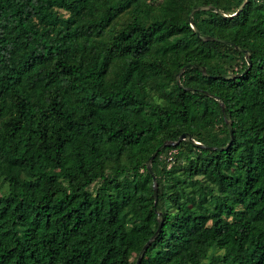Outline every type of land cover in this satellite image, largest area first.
I'll use <instances>...</instances> for the list:
<instances>
[{
  "label": "trees",
  "instance_id": "1",
  "mask_svg": "<svg viewBox=\"0 0 264 264\" xmlns=\"http://www.w3.org/2000/svg\"><path fill=\"white\" fill-rule=\"evenodd\" d=\"M241 2L0 0V264H135L157 213L139 264H264V0L214 12Z\"/></svg>",
  "mask_w": 264,
  "mask_h": 264
},
{
  "label": "water",
  "instance_id": "2",
  "mask_svg": "<svg viewBox=\"0 0 264 264\" xmlns=\"http://www.w3.org/2000/svg\"><path fill=\"white\" fill-rule=\"evenodd\" d=\"M248 0H242V2L240 3V5L238 6L236 12L232 15H226L224 13H222L221 11L215 9L214 12L217 13L220 17L222 18H231V17H234L236 16L238 13L241 12V10L243 9V7L245 6L246 2ZM209 6H197V7H194L190 10L188 16H187V20H188V23H189V26L190 28L193 30V32L195 33V35L201 39V41H210V42H219V43H222V44H227V42L225 41H222V40H218L216 38H211V37H200L199 36V33H198V30L197 28L195 27V25L191 22V16L193 13L197 12V11H207L209 10ZM235 49L237 51H239L240 53H242L244 55V60H245V63L247 65V68L245 71H243L242 74H240L239 76L243 75L251 66V63H250V58H249V53L247 51H243L241 50L240 48L238 47H235ZM189 68H195V69H198L202 75H204L205 77H207V74L204 72V68L203 67H200V66H195V65H188ZM185 67H181L178 72L175 74L174 76V81L177 85V87L179 89H182L184 91H190V89L188 88H185L183 86H181L180 84V76L181 74L183 73ZM219 76H214L213 78H218ZM220 78H223V79H234V78H237L236 75H232V74H229V75H223V76H220ZM220 105V109H221V112H223V106L221 103H219ZM223 121H224V124L226 126V130H227V134H228V140H227V143L221 147V148H211V149H217L218 151H224V150H227L228 147L231 145V142L233 140V134H232V127H231V123L230 121L226 120L224 117H223ZM180 141H186L188 142L192 147H195V148H204V146H202L199 142H196L194 141L188 134L186 133H183L181 134L178 139L175 141V142H164L162 143L161 145H159L152 153L151 155L148 157V159L146 160L145 162V167L148 171L149 174H151V161L152 159L155 157V155L160 152L161 150L165 149V148H168V147H173L175 146L178 142ZM151 189H152V195H153V207L156 206V202H157V185H156V181H155V178L152 176L151 178ZM161 223H162V217H161V214L160 213H157V227H156V230L155 232L153 233V235L145 242V244L141 247V249L139 250L138 254H137V257H136V260H135V264H139V262L141 261L146 249L148 248V246L150 245V243L156 238V236L158 235L159 231H160V227H161Z\"/></svg>",
  "mask_w": 264,
  "mask_h": 264
},
{
  "label": "rangeland",
  "instance_id": "3",
  "mask_svg": "<svg viewBox=\"0 0 264 264\" xmlns=\"http://www.w3.org/2000/svg\"><path fill=\"white\" fill-rule=\"evenodd\" d=\"M167 154H168V153H167ZM164 156H165V154H163V155H162V158H164ZM168 156H169V155H168ZM168 156H167V157H168ZM90 190H93V189H92V188H90ZM13 192H14V193H17V191H16V190H14ZM216 253H218V252H216ZM203 264H206V260L203 262Z\"/></svg>",
  "mask_w": 264,
  "mask_h": 264
}]
</instances>
